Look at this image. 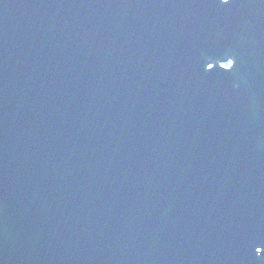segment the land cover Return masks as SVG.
Instances as JSON below:
<instances>
[{"label": "water", "instance_id": "95a60500", "mask_svg": "<svg viewBox=\"0 0 264 264\" xmlns=\"http://www.w3.org/2000/svg\"><path fill=\"white\" fill-rule=\"evenodd\" d=\"M256 247L264 0H0V264Z\"/></svg>", "mask_w": 264, "mask_h": 264}, {"label": "snow or ice", "instance_id": "6c2138e0", "mask_svg": "<svg viewBox=\"0 0 264 264\" xmlns=\"http://www.w3.org/2000/svg\"><path fill=\"white\" fill-rule=\"evenodd\" d=\"M227 3H228V0H223V4H224V5H227ZM224 66H225V65H224ZM209 67L211 68L212 65L209 64ZM230 67L233 68L234 66L231 65ZM262 251H264V249H262L261 247H256V248H255V252H256V253H261ZM261 259H264V258H261Z\"/></svg>", "mask_w": 264, "mask_h": 264}, {"label": "flooded vegetation", "instance_id": "af4514ba", "mask_svg": "<svg viewBox=\"0 0 264 264\" xmlns=\"http://www.w3.org/2000/svg\"><path fill=\"white\" fill-rule=\"evenodd\" d=\"M230 64H227L226 66H229Z\"/></svg>", "mask_w": 264, "mask_h": 264}]
</instances>
